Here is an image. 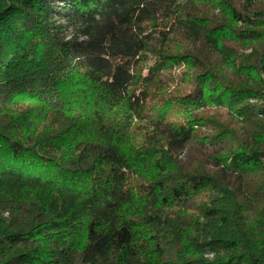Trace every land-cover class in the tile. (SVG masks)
I'll return each mask as SVG.
<instances>
[{"label":"trees","instance_id":"16d2710c","mask_svg":"<svg viewBox=\"0 0 264 264\" xmlns=\"http://www.w3.org/2000/svg\"><path fill=\"white\" fill-rule=\"evenodd\" d=\"M0 264H264V0H0Z\"/></svg>","mask_w":264,"mask_h":264},{"label":"rangeland","instance_id":"374dc122","mask_svg":"<svg viewBox=\"0 0 264 264\" xmlns=\"http://www.w3.org/2000/svg\"><path fill=\"white\" fill-rule=\"evenodd\" d=\"M55 22L61 23L54 19ZM155 57H149L147 63L143 66V75L148 73V69L155 63ZM193 72L182 66L170 68L162 73H159L157 82L151 85L150 97L148 104L145 107L144 115L152 117L155 115V111L152 109V102L149 100L159 101L171 100L173 101V107L169 113V118L175 120L177 118L178 104L177 100L187 96L193 90ZM157 106L156 110L159 108ZM144 124L141 123L135 134L139 136V140L142 138L144 133ZM206 132V131H205Z\"/></svg>","mask_w":264,"mask_h":264}]
</instances>
